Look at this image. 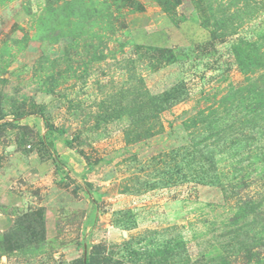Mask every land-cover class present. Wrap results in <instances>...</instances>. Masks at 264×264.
<instances>
[{
    "label": "rangeland",
    "instance_id": "rangeland-1",
    "mask_svg": "<svg viewBox=\"0 0 264 264\" xmlns=\"http://www.w3.org/2000/svg\"><path fill=\"white\" fill-rule=\"evenodd\" d=\"M0 264H264V0H0Z\"/></svg>",
    "mask_w": 264,
    "mask_h": 264
},
{
    "label": "trees",
    "instance_id": "trees-1",
    "mask_svg": "<svg viewBox=\"0 0 264 264\" xmlns=\"http://www.w3.org/2000/svg\"><path fill=\"white\" fill-rule=\"evenodd\" d=\"M149 51H152L154 50L155 52H158L160 54H166V53H172L173 51L172 50H168V49H165V48H156V47H153V48H148Z\"/></svg>",
    "mask_w": 264,
    "mask_h": 264
}]
</instances>
